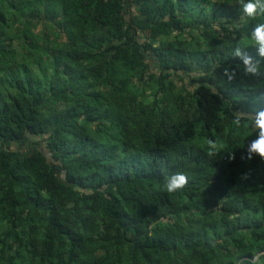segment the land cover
Segmentation results:
<instances>
[{"label":"trees","instance_id":"obj_1","mask_svg":"<svg viewBox=\"0 0 264 264\" xmlns=\"http://www.w3.org/2000/svg\"><path fill=\"white\" fill-rule=\"evenodd\" d=\"M238 19L227 0H0V264H264V159L233 124L264 73L237 67Z\"/></svg>","mask_w":264,"mask_h":264},{"label":"clouds","instance_id":"obj_2","mask_svg":"<svg viewBox=\"0 0 264 264\" xmlns=\"http://www.w3.org/2000/svg\"><path fill=\"white\" fill-rule=\"evenodd\" d=\"M236 6L238 21L245 26L250 24L242 40H237L232 48V55L238 57L237 67H241L244 74L257 75L264 73V0H227ZM249 43L256 48V56L249 54L245 49ZM236 69L225 66L223 73L228 81L235 76ZM236 135L243 136L245 142L240 145L245 148L246 158L251 159L254 154L264 159V107L257 108L251 113H237L234 117ZM252 133H255L250 139ZM210 154L215 155L221 150H226L228 159L233 158L232 148L223 145L214 139L207 140ZM248 173L242 174L246 178ZM189 176L185 171L177 170L163 174V182L154 185L160 192L174 193L182 189L188 182Z\"/></svg>","mask_w":264,"mask_h":264},{"label":"rangeland","instance_id":"obj_3","mask_svg":"<svg viewBox=\"0 0 264 264\" xmlns=\"http://www.w3.org/2000/svg\"><path fill=\"white\" fill-rule=\"evenodd\" d=\"M18 147V148H17ZM17 150H19V152L21 153H27L31 151L32 146H17ZM53 258L51 257L49 260H51L52 263H54V260H52Z\"/></svg>","mask_w":264,"mask_h":264}]
</instances>
